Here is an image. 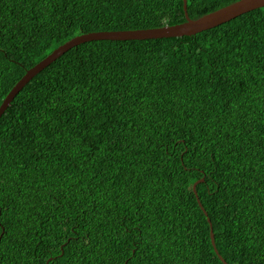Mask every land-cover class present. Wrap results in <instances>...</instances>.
<instances>
[{
    "label": "trees",
    "instance_id": "trees-1",
    "mask_svg": "<svg viewBox=\"0 0 264 264\" xmlns=\"http://www.w3.org/2000/svg\"><path fill=\"white\" fill-rule=\"evenodd\" d=\"M183 4L0 0V105L75 36L178 24ZM207 218L227 264H264V7L75 45L0 116V264H224Z\"/></svg>",
    "mask_w": 264,
    "mask_h": 264
},
{
    "label": "water",
    "instance_id": "water-1",
    "mask_svg": "<svg viewBox=\"0 0 264 264\" xmlns=\"http://www.w3.org/2000/svg\"><path fill=\"white\" fill-rule=\"evenodd\" d=\"M184 13L186 20L184 22L174 24V25H165L157 28H146V29H128V30H114V31H94L84 34H80L70 39L66 43L55 48L51 53H49L44 59L39 61L33 67L28 69L21 79L12 87L6 97L3 99L0 105V116L4 111L9 107L13 98L21 90V88L38 72L43 68L48 66L51 62L56 60L60 55L71 47L78 45L83 42L91 40H130V39H157V38H168V37H182V36H192L203 30L210 29L212 27L218 26L222 23H225L232 18L246 13L255 8L264 7V0H238L232 4L221 7L215 11H212L208 14H205L197 19H190L187 12V0H183ZM197 180L193 184V191L196 194V185L199 181ZM199 205L201 206L205 215L207 212L201 205L199 198L197 199ZM210 223V219L207 218ZM210 238L215 252L218 254V251L215 247L214 233L210 223ZM219 258L223 261L224 264H227L226 261L219 255Z\"/></svg>",
    "mask_w": 264,
    "mask_h": 264
}]
</instances>
